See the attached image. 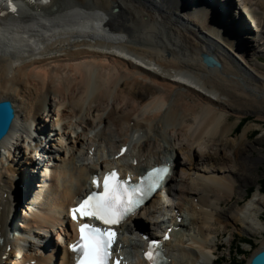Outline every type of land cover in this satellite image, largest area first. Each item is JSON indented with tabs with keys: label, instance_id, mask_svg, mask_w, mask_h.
Returning <instances> with one entry per match:
<instances>
[{
	"label": "bare ground",
	"instance_id": "obj_1",
	"mask_svg": "<svg viewBox=\"0 0 264 264\" xmlns=\"http://www.w3.org/2000/svg\"><path fill=\"white\" fill-rule=\"evenodd\" d=\"M134 1L141 4L138 6L124 5L122 0H92L91 4H88L86 0H49L45 3L0 0L1 4H5L6 12L9 13L8 19L6 18L4 22L19 24L17 29L24 33L23 35L14 34L4 39L3 37L9 31L0 30V101L10 100L15 110L13 122L18 117L20 121H23L20 127L13 130L11 127L6 136L0 140V194L4 193L3 204L0 199V233L2 236L6 234L9 218L7 209L12 202L14 203V200L15 204L18 200L16 199V187L18 186L16 184L21 180L23 188L22 191L17 190L18 195L24 192L25 187L27 190L31 188V182L28 181L25 184L22 179L27 169L21 170L18 162L5 164L6 158L3 157L5 150L2 149H6L7 153L11 150L19 151L18 145L14 143L11 145L9 141L11 136L12 139L16 137L19 140L16 130H21L31 137L32 132L30 131L34 125L35 127L39 125L42 130L49 131L45 123L40 122V116L47 112L54 117L55 113V124L62 134L74 136L78 127L80 131L75 134L74 139H71L73 144L69 149L62 147L60 149V146H57L58 155H65L57 156L60 159L59 163L50 164L49 162L54 158L52 154L48 156V161L44 166L48 172L43 170L44 175L48 174V179L56 182L54 185L40 186L41 190L31 203L47 208L44 214L31 210L28 216L32 220L39 226L52 229L63 226L65 221L67 222L66 208L77 195L87 188L89 173L100 172L102 174L103 170L119 167V172L128 171L131 175L141 172L143 166L147 168L153 164L170 163L171 161L172 173L165 186L169 196H173L178 190L170 183L176 179L174 175L179 171L183 176V171L191 173L199 171V175L197 174L194 180L190 179L192 182H186L184 190H179L188 195L195 194V197H189L196 202L197 208L193 207L191 217H189L193 229H197V235H192L190 241L186 242L185 236L183 237L181 233L186 228L185 222L182 220L173 222V227L177 230L173 231L171 239L164 243V253L169 256L170 251H175L176 254H174L175 257L170 256L171 263L168 264H211L214 258L210 256L214 257L215 254L214 250L209 247L211 240L208 241L210 237L208 229L212 222L221 219V213H217L209 197L212 195H217L219 198L231 197L236 183L242 180L239 177L242 175L244 177V172L249 171L254 162V159L246 155V147L249 145L246 141L248 133L244 132L241 141L228 140L227 137H233V133L232 130L227 129L222 115L230 112L240 117L254 111L257 113V119L263 121L264 79L255 78V83L252 82L251 85L246 83L250 87L247 89L240 80L234 78L237 72L231 67L237 66L238 68V65L233 64V61L231 67L223 65L221 70L207 67L202 62L199 57L200 53L204 52L203 54L209 56L213 54L208 51V47L193 42L190 36L196 37L198 33L206 35L202 32L203 30L213 34L216 28L221 29L222 27L221 23H218V26L210 23L209 15L205 14L202 8V0H157L161 8L153 4L152 0ZM205 1L208 4L212 2V0ZM260 2L255 5L256 8H260L261 4L264 5V0ZM9 3L18 9L15 12L18 16L10 12ZM213 3H216V0H213ZM75 5L84 9L96 8L104 14H87L68 10ZM111 7H116L117 10L105 17ZM245 8V6L243 9L240 8L241 10L239 9V12L233 16L240 20L238 27L240 30L245 27L246 22L244 23L240 18L247 13L251 15L256 30L251 35L246 33L242 39L247 40L251 37V42L255 43L253 48L260 49L255 53L264 52V12L260 10L261 20L256 21L258 16H252L250 12L252 7ZM262 8L264 10V7ZM20 9L25 11L20 12ZM68 14H70L69 17ZM173 15L182 19L184 17L194 18L193 25L200 24L202 31L197 28L192 30L186 28L185 31L188 34H183V31L179 32V27L176 28L175 23L171 21ZM140 16H146V20L141 21L138 19ZM129 19L139 23L138 31L127 27ZM92 20H96V24L91 23ZM101 23H104L105 30L101 29ZM245 30H243L244 33ZM106 31H113L115 34L110 36ZM153 34L161 38L167 37L169 43L172 41V46L160 45L156 37L152 38ZM213 35L217 36V33ZM220 36L223 39L229 38L224 33ZM126 37H134L136 40L139 38V40L133 42ZM230 40L234 41L231 38ZM230 40H223L228 48L239 44V41L232 43ZM210 43L220 48L214 41L211 40ZM246 46L241 45L237 55L247 57L245 61H248L249 46ZM218 51L215 49L214 53ZM221 51L223 52L222 49ZM225 53V51L217 53L220 55L217 56L218 59L225 61L229 56L235 61L236 56L226 53L228 56L225 58ZM252 68L256 71L255 66L252 65ZM51 96L53 98H50ZM52 99H54L53 102ZM56 99L59 101V106L55 107ZM107 108L109 112L104 116L100 115ZM83 111L86 115L84 117L89 116L91 112H97L100 115L97 123L102 124L104 128L111 124L115 126L112 127L114 130H122L124 123L129 122L130 124V121H134V126L125 127L121 137L117 138L120 140H111L113 143L98 134L90 137L87 130L92 129L93 124H95L94 127L98 125L94 120L89 121L80 117V120L71 122ZM128 131L133 136L135 132L138 133L137 131L144 132L145 135L135 141L129 137ZM122 134H126L125 137H122L124 136ZM92 140L104 144V149L100 150L97 159L89 165L87 163L77 164L76 158L81 153V147L88 144L91 146L89 141ZM169 141L171 145L168 146V150H160L159 143L168 144ZM125 143L128 144L126 153L118 158H111L109 153L112 152L109 149H113L116 144L118 152L122 146H125ZM35 145L39 146L38 143ZM37 146H34L35 155ZM150 150L154 151L152 155L150 154L151 157L139 162V155L144 153L149 155ZM27 151L32 153V147ZM41 151L43 152L44 149L39 152ZM180 154L183 155L185 161L178 160ZM32 158L36 159L34 156H31ZM128 159L135 160L133 166L127 165ZM86 160L84 163L87 162ZM257 160H262V157ZM198 165L203 170L204 168L209 169L203 172L208 173L212 169L211 173L215 172L216 175L200 174L202 168L199 169ZM36 169L33 167V176H36ZM223 169L224 172H222ZM50 180L48 182H51ZM51 191L55 195L52 201L46 198ZM165 198L163 194L159 196L156 194L147 212L142 213V217H145L147 213H158V206L164 207ZM239 201L225 219L234 222L241 220L248 225L249 232L262 234L264 224L260 219L262 213L260 206L264 205V195L257 189L253 197L250 200L248 198L246 204L240 205ZM217 204L222 206V200H219ZM175 208L172 206L168 211ZM254 208H258L257 213L252 212ZM162 213L164 215V211ZM62 217H64L63 220ZM24 222L25 227L28 228L29 220L23 218ZM217 222L220 223V221ZM18 241V237L5 240L3 247L0 248V264H2V255L5 254V257L16 253L20 255L21 249H25V260L22 264L32 261L36 264H70V256L65 247L67 242L63 240V253L59 258L55 256L56 253L58 255L59 243L52 245L51 252L44 254L41 251L42 243L37 248L34 244L24 248ZM184 243H187L186 247ZM6 247L10 248L7 252ZM262 248L264 245L259 250Z\"/></svg>",
	"mask_w": 264,
	"mask_h": 264
},
{
	"label": "rangeland",
	"instance_id": "obj_2",
	"mask_svg": "<svg viewBox=\"0 0 264 264\" xmlns=\"http://www.w3.org/2000/svg\"><path fill=\"white\" fill-rule=\"evenodd\" d=\"M91 1L92 0H86V2L88 4H91L92 3ZM122 1H123L124 5L129 4V5L138 6L141 4V3L139 4V3L135 2L134 0L133 1L128 0L129 2L127 0H122ZM229 1H230V4L236 5L237 10L240 8L243 9L244 6L246 8L252 7V8H250V12L252 13V16H254V15L256 17L258 16L257 19H255V18L254 19L256 21H258V19L261 20L260 19V10L264 12V10H262L263 9L262 7H264V5L261 4L260 8H256V6H255L256 4L261 3L260 0H229ZM152 2L155 5L157 4L158 8L161 6V5L159 6L157 0H152ZM147 6H150V5L147 4ZM114 10H117V8L111 7L107 11L109 13L105 12V13H107L106 17L108 14H112L114 12ZM237 12H239V11H237ZM205 14H208V13L206 12ZM220 15H218V21L219 22L222 21L225 24L226 23L225 20ZM69 16H70V14H68V17ZM180 16H181V14H180ZM171 18H172L171 21L173 23H175L174 26L176 28L179 27V32L183 31V34H185V35L188 34V32L185 31L186 28L189 30L196 29V28L198 30L201 29V26H199L200 24L199 25L198 24L193 25L195 22L194 18H191V17L185 18L184 17L185 19L184 18L182 19L181 17L178 18L174 15ZM138 19H141V21H144V20H146V16H140ZM240 19H242V21L244 23L246 22V25H245L246 28L244 27L243 29H247V31L249 30L250 32L248 34L251 35V33H253V31L256 30V25L253 23V19L251 18V15L244 13V15ZM127 24H128L127 27H131L133 29V31H138L137 28L139 27V23H137L135 20L129 19V22ZM114 26H115V24H114ZM225 30L227 32H225ZM201 31H202V29H201ZM202 32L206 33V35L203 33L202 34L198 33V35L196 36L197 38L191 37V36H190V38H191V40H193V42L198 43V45H200V46L204 45L205 47H208V51L213 54L212 57L215 58V60L219 63L218 67L214 66L215 68L221 70L223 68V65H229V67H231L232 63L238 65V68H237V66L231 67V68H233V71L237 72V74L234 75V78H237L238 80H240L241 83H243V85L247 89L250 88L247 85H251L252 82L255 83V81H256V80H254L255 78L264 79V52H257V54L255 53V51H258L260 49L253 48L255 43L251 42V37L248 38L247 40H244L240 36L241 37L240 39L243 40V46H246V45L249 46V49H247V50L249 51L250 57L248 58V61H245L247 57L246 58L244 57L245 58L244 59L243 57H240L237 55L238 50L241 46L240 43L238 45L232 46L231 48H228L227 43L223 41V40H230V38H231L234 40L233 42L236 43V39L232 38V37H235L237 32L234 30L233 26L230 25V23H227V27L222 26L221 29L216 28V31L215 32L213 31L214 32L213 34L217 33V36L208 33L206 30H203ZM219 32H221V33H219ZM223 33L225 35H228L229 38L226 37V39H223L220 36ZM155 37H156V41H158V43H160V45L167 44L169 47H171L173 44L172 41L169 43V41H168L169 39L167 37L161 38V36H159L157 34H153L152 38H155ZM122 38H124V37L122 36ZM127 39H129L130 41H133V42L139 40V38L136 40V38H134V37H128ZM195 40H197V41H195ZM211 40L214 41V43H217V45L220 48L216 47V45H212L210 43ZM215 49L217 51L219 50L217 53H220V52L223 53L225 51L226 53L233 54V56H236L235 61H234V59L233 60L230 59L226 53H225V58L228 56V59H226L225 61L218 59L217 56H220V55L217 53H214ZM221 49L223 50V52L221 51ZM202 54L200 53V56H199L201 59H202V57H201ZM252 65L255 66L256 71L252 68ZM239 68H241L242 70ZM183 82H184V80H183ZM246 83H248V84L246 85ZM50 98H53V97L51 96ZM53 100L54 99H52V102H53ZM56 100L54 101L55 107L59 106V101L58 100L56 101ZM59 111H61V110H59ZM107 112H109L108 108L105 112L100 113V115L103 114V116H104L105 114H107ZM47 114L48 113L45 112L40 116V122L41 121H42V123L44 122L45 125L48 127L49 131L48 130H46V131L42 130L39 125H36V127H34L35 126L34 125L32 127V130L30 131V133L32 132V137L26 133L22 134L21 131L17 132V134H16L17 136L20 134L22 136V137L18 136L19 140L17 139V141H16V144L18 145V148H19L18 152L11 150V152L7 153L6 149L1 148L2 150H5V151H3L4 152L3 157H4V159L6 158L5 164H7V163L11 164V163H17L18 162V163H20L19 165H22L23 163L20 162L21 161L20 159H22V154H24V156L27 155V153H28L27 150L30 147H32V149H33L32 156H34L36 159H38L37 157H39L44 164L47 163V161H48L47 158L50 154H52L53 158H54L51 162H49L50 164H54V163L57 164L60 162V159H59V157L57 158V156H65V155H63V154L58 155V153H57L58 147L60 146V149H61V147L63 149L65 148L66 150L69 149L70 145L73 144L71 142V139H74L73 137L75 136L76 133L77 134L79 133L78 131H80V129H78L79 127L76 128V133L73 134L74 136H72V135L70 136V134L68 136L65 134H62V132L59 131V128H57V126L55 124L56 122L54 120V117L56 114L54 113V117L51 114H48V115ZM100 115L97 112L96 113L91 112L89 116L84 117L86 115L83 111L78 117H76L75 119H72L71 122H75V121H77V119L80 120V117L81 118L83 117V119H86V120L88 119L89 121L94 120L95 123H97V120L99 119L98 116H100ZM120 116H121V114L119 115V117ZM222 116L224 118V124L226 125L227 129L232 130V133H233V137H230V136L227 137L228 140L233 141V142H235V140L241 141L242 135L244 134V132L248 133L247 137H246V141L248 142L249 145H248V147H246V155H249L252 160L254 159V162H253V165L251 166V169L249 171L244 172L245 176L243 177V175H242L241 176L242 178L239 177V179H242V180H238V178H237L238 183H236V185L234 187L233 194L231 197L219 198L217 195L216 196L212 195L209 197L210 201H212L214 203V209L217 211V213H221V219L217 220V221H220V223L217 221L212 222V224L209 225V229H208V231H209L208 234L210 236L208 241L211 240L210 241L211 245H209V247L212 250H214V252H215L214 257L212 255L210 256V258H214L212 260L213 263H211V264H247L250 257L254 253H256L259 250V248L263 247V245H264V232L262 234H256V233L249 232L250 229L248 228V225L246 223H243L241 220L234 222L230 219L226 220L225 218H226L227 214L231 213L234 210L232 208H235L237 206L236 202L238 200H240L239 201L240 205L246 204V201L248 202V198L250 200L253 197V195L256 193L257 189L260 191L261 194L264 195V120L261 121V119H257V113L254 111H252V112L250 111L246 115L240 116V117L235 115L234 113H230V112L224 113V115H222ZM115 117L116 118L118 117L117 113L115 114ZM133 123H134V121H130V124H129V122L128 123L125 122L124 128L125 127L126 128L133 127L134 126ZM15 125H16V127H18V126L20 127L19 123H17V122L15 123ZM94 125L95 124H93V127H94ZM93 127H92V129L87 130V134H89L90 137L96 136L98 134V135L105 137L106 139H109L110 141L111 140L114 141L117 138L121 137V133H123V131H125L124 128L122 130L116 131L113 129L115 126H113L111 124H109V126L105 127V128L102 124H98V125H96V127H94V128ZM16 131H18V130H16ZM44 132H46V133H44ZM137 132L138 133L135 132L134 136H133L128 131V135L132 140L134 139L135 141H136V139H139L140 137H143L145 135L144 132H141V131H137ZM42 134H44V135L42 136ZM37 135H39V136L37 137ZM122 135H124L122 137H125L126 134H122ZM32 138H35V139L33 140ZM11 139H12V136L9 138V141H10L11 145H13L12 143H14V142H13V139L12 140ZM36 139H39L41 141L42 146H43V147H41V150L44 149V151L43 152L41 151L42 153L37 152L35 155L34 146H37V145H35ZM118 140H120V139H117L116 141H118ZM225 140H227V139H225ZM95 142L96 141H93V140L89 141L91 146L88 144V145H83L81 147V150H80L81 153L79 154L80 158L78 156L77 157L78 159L76 158L77 161L75 160L77 163L84 162L85 159H87L86 160L87 162H85V163H87L89 165L90 162H93V160L97 159V156H99V154H100V150L102 151L104 149V144H102L101 142H96V144H95ZM161 142L159 143L160 144L159 146L161 147L160 150L167 151L168 146L171 145V141H169L168 144L161 143ZM10 143L7 142L8 146H10ZM36 143H38V145L40 144L39 142H36ZM100 143H101V145H100ZM111 143H113V142L111 141ZM125 145L127 146L128 144L125 143ZM175 145H177V144H175ZM39 146H37V148H39ZM88 146L91 148L88 149ZM113 146H114V144H113ZM115 146H116V144H115ZM115 146L113 149H109L112 152V153H109V154H111V156L114 155V153L116 154L117 150H116ZM203 150L205 151V149H203ZM88 151H89V153H88ZM90 152H93V153L90 154ZM153 152H154L153 150L152 151L150 150V152L148 153L149 155H147L146 153H144L143 155L142 154L139 155V157H138L139 162L142 161L143 159H148L149 156L151 157ZM9 153H10V155H9ZM165 153H167V152H165ZM145 156H147V157H145ZM259 157H262V160H257V158H259ZM90 158H92V159L90 160ZM178 160L180 162H183V161H185V158L183 157V155L180 154V155H178ZM128 161H129V159H128ZM26 162H27V160L24 159V163H26ZM39 162H40V160H39ZM41 165H42L41 163L37 165L39 167H37L35 175L38 174L37 170L41 167ZM139 166L140 165L138 164V167ZM229 166H232V165H229ZM198 168L201 169L202 167L200 165H198ZM207 170L209 171V169H207ZM207 170H205V168L203 170V168H202L201 169L202 172H200V174H203L204 176L211 175V174L216 175L215 172L211 173L212 169H210V172H208V173L203 172V171H207ZM198 172L196 171V172L191 173L189 171H183V174L185 177L180 173V171L176 175H174V178H176V179L172 180L170 185L172 187H176V189H178V190H176V193H174L173 196H166V198H165L166 200H164V207H161V209H162L161 211L162 212L164 211V215L162 213L163 218H162V215H160V217L158 218L159 222L162 221V223L160 224L161 226L166 225V224H164L165 222H169L168 223V225H169L170 222L172 221V218H173V212L168 211V210H170V207H172V206H175L176 208H178V212H179L180 216H182V221H184L186 224V228L181 231V233H183L182 236L183 237L185 236L186 242L190 241V239L192 238L191 237L192 235H194V236L197 235V229H193V226L190 224V217H191L190 213H191V210L193 209V207L195 206L196 202L193 201L192 198L189 196L195 197V194L188 195L186 192H182V193L179 192V190H184L183 188L187 185L186 182H192V181H190V179L194 180L199 175ZM222 172H224V169L222 170ZM42 173H44L43 170H42ZM182 179L184 181H181ZM249 189L253 190L251 195H249V192H248ZM3 194L2 193L0 194L1 200H3L2 199ZM185 194H187L188 196ZM157 195L159 196V194H157ZM219 200H222V206H219L217 204ZM14 203H15V200H14ZM195 207L197 208V206H195ZM258 208L252 209V212L257 213ZM260 209H262V213L260 214V216H261L260 219H261V222L264 224V205L260 206ZM167 211L170 214L167 215V213H168ZM26 212L23 209H20V212L18 214L20 216H25V215H28V213H29V212H27V213ZM155 227L157 228V226H155ZM155 233H157V230L155 231ZM126 237L127 236L124 234L120 236V243L122 245H125L127 243ZM198 237H199V235H198ZM57 243H58V240L55 236L54 239H52V244L57 245ZM184 246L186 247L187 243H184ZM216 247H217V250H215ZM168 254H169V258H170V256L175 257L174 254H176V252L170 251ZM131 261L132 262H130V264H141L140 260L138 259L137 256H132Z\"/></svg>",
	"mask_w": 264,
	"mask_h": 264
},
{
	"label": "snow or ice",
	"instance_id": "obj_3",
	"mask_svg": "<svg viewBox=\"0 0 264 264\" xmlns=\"http://www.w3.org/2000/svg\"><path fill=\"white\" fill-rule=\"evenodd\" d=\"M9 9L13 13L16 12L11 3ZM3 15L5 13L0 11V16ZM124 151L122 148L121 153ZM168 172L166 165L154 168L141 176L136 183L131 182L130 177L121 179L115 170L106 172L102 183L97 177H93V186L100 190L90 192L69 211L74 221L93 220L104 227L94 223H79V237L70 245L76 254V264H109L114 254L117 226L136 213L144 201L160 187ZM168 238L167 235L164 236L165 240ZM144 239L148 242L144 257L149 264H160V241L149 239L147 236H144ZM112 264H121V260L116 259Z\"/></svg>",
	"mask_w": 264,
	"mask_h": 264
},
{
	"label": "water",
	"instance_id": "obj_4",
	"mask_svg": "<svg viewBox=\"0 0 264 264\" xmlns=\"http://www.w3.org/2000/svg\"><path fill=\"white\" fill-rule=\"evenodd\" d=\"M202 61L208 67L219 66V63L207 54H202ZM14 118V110L7 99L0 101V140L7 134ZM247 264H264V248L254 253Z\"/></svg>",
	"mask_w": 264,
	"mask_h": 264
},
{
	"label": "trees",
	"instance_id": "obj_5",
	"mask_svg": "<svg viewBox=\"0 0 264 264\" xmlns=\"http://www.w3.org/2000/svg\"><path fill=\"white\" fill-rule=\"evenodd\" d=\"M251 191H252V190H251V189H249V193H251Z\"/></svg>",
	"mask_w": 264,
	"mask_h": 264
}]
</instances>
